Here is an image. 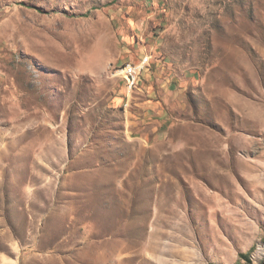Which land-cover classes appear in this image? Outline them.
Segmentation results:
<instances>
[{"label": "rangeland", "instance_id": "obj_1", "mask_svg": "<svg viewBox=\"0 0 264 264\" xmlns=\"http://www.w3.org/2000/svg\"><path fill=\"white\" fill-rule=\"evenodd\" d=\"M0 264H264V0H0Z\"/></svg>", "mask_w": 264, "mask_h": 264}, {"label": "built area", "instance_id": "obj_2", "mask_svg": "<svg viewBox=\"0 0 264 264\" xmlns=\"http://www.w3.org/2000/svg\"><path fill=\"white\" fill-rule=\"evenodd\" d=\"M135 71H136V67L130 64L122 69L123 73H128L130 75V79H132L133 75L135 74Z\"/></svg>", "mask_w": 264, "mask_h": 264}, {"label": "bare ground", "instance_id": "obj_3", "mask_svg": "<svg viewBox=\"0 0 264 264\" xmlns=\"http://www.w3.org/2000/svg\"><path fill=\"white\" fill-rule=\"evenodd\" d=\"M136 72V71H135ZM127 74V73H126ZM128 79H130V78H128Z\"/></svg>", "mask_w": 264, "mask_h": 264}]
</instances>
